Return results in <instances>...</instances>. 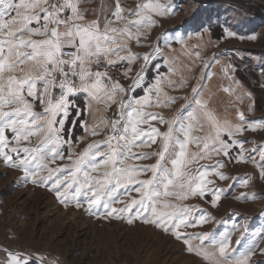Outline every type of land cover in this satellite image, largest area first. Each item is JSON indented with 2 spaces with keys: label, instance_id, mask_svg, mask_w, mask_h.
Instances as JSON below:
<instances>
[{
  "label": "snow or ice",
  "instance_id": "snow-or-ice-1",
  "mask_svg": "<svg viewBox=\"0 0 264 264\" xmlns=\"http://www.w3.org/2000/svg\"><path fill=\"white\" fill-rule=\"evenodd\" d=\"M86 2L87 0H84V3ZM37 8L43 13L42 15L27 14ZM170 9L171 5L165 6L146 0L135 10L125 12L121 0H114V10L109 8L96 19L88 20L85 18L87 9L73 0H27V2L0 0V34L5 37L0 38V157L4 161L11 162L17 170L23 171L25 181L31 179L33 184L52 190L63 204H67L69 199L75 202L77 207L82 202H86L89 212L94 211L93 206L102 207L106 217L124 219L128 224H132L135 220L143 224H151L166 234L173 235L175 239L183 241L189 253L202 257L207 264H250L249 257L255 251V244L250 246L246 253L240 256L234 255L237 247L244 240L243 234L235 241L237 247L231 245V232L225 233L220 239H216L214 233L183 235L181 228L202 226L205 222H211L213 218L202 210L192 217V213L197 211L194 208L159 212L157 206L162 197L172 196L182 200L187 195L204 196L203 185L210 181L203 177L209 172L224 168L223 163L217 161L215 165L202 166L197 172L200 177L198 182L187 183L185 177L174 183V177L183 175L182 166L198 163L206 157L211 158L213 152L222 153L231 162L252 161L260 169V176L264 178V146L247 149L244 148V144L250 141L235 139L249 129L264 127V120L249 121L243 111H238L235 124L227 120L219 123L205 110L204 115L211 122L214 134L204 138L190 137L194 122L199 119L196 111L190 110L186 115L180 113L175 119L166 120L154 113L142 112L141 108L145 105L138 98L134 103L129 100L127 104L123 100H116L117 96L122 93L126 95L130 89H125L118 80L114 79L110 75L111 71L119 62L126 61L131 64L134 60L141 59L135 53L126 57L120 56L121 52L129 51L127 45L132 40L133 31L140 33L144 29L151 28L155 23L151 14L163 15ZM132 17L138 19L133 20ZM116 21L125 22L126 26L123 29L112 27ZM33 22L37 25L35 28L30 27ZM26 35L44 38L26 39ZM225 35L231 37L237 36V33L225 30ZM239 38L255 40L256 36H239ZM177 42L182 43L183 39L179 38ZM113 57H119V60ZM150 58V55L142 57L146 62L145 68L141 70V74H138L131 88L140 86L141 76L147 75V62ZM207 67L209 66L206 65ZM124 75L127 78V72ZM204 78H208L207 72ZM156 83L159 84L160 80L157 79ZM146 88L148 92H155L159 96L158 87L148 85ZM202 89V84L199 88L192 89L190 104L204 108L201 99L198 98ZM53 90H56L55 93ZM225 91L230 89L226 88ZM101 92L104 93L103 97L99 95ZM76 97L83 100V107L77 102ZM240 99L243 100L244 97L241 96ZM145 100L149 105L152 102L150 96L145 97ZM37 102L43 107V113L40 115L31 111ZM94 102H102L109 106L115 104L118 107L116 119L110 123L109 137L102 144L90 145L81 159L75 161V168L70 172L61 168H48L45 164L46 160L54 162L64 158L58 146L64 139L61 133L67 117L73 112L75 115L72 116L69 138L64 140V143L71 142V131L77 121L85 132H90L92 135L99 134L95 128L86 127V119H80ZM174 102L171 98L167 101V103ZM6 108L12 110L6 111ZM41 120L46 121V124H40ZM150 120L167 125V131L161 133L152 125H149L147 131L138 130V124L148 123ZM203 127L201 122L200 129L202 130ZM45 128L48 134L35 148L12 147L9 151H5L10 143L5 135L6 130L11 129L13 138L20 141L27 140ZM158 138L159 151L151 154L157 157L155 165L135 169L120 167L125 159L151 158V155L144 153L131 157L128 154L134 147L156 144ZM114 139L116 144L112 143ZM209 140L212 141L211 144ZM189 143H195L197 148L203 144L204 151L192 154L191 159H185ZM105 148L109 150L107 155ZM234 149H238L235 155L232 154ZM246 152L250 154L245 156ZM257 156H259L258 161ZM101 164L105 167L111 166L112 171L105 173V179H96L94 186L87 171L83 172L82 180L78 178L77 173L82 169L91 168L95 171ZM169 164L171 167L168 166ZM42 172H47L48 175L41 177ZM148 172L151 173L150 179L137 181V187L128 188L134 176ZM188 175H191V172ZM216 175L221 180L231 179L223 172H216ZM248 180V177L238 178L241 187L247 185ZM169 186L179 187L182 191L174 194L168 191ZM120 189H123V192H120ZM131 191L140 193L141 198L132 199L130 203L119 209L113 207V204L121 202L122 197ZM223 194V189L212 190L208 202L215 207ZM248 198L246 195L241 197L244 200ZM164 207L172 206L165 204ZM236 227L234 224L233 232L236 231ZM193 240L201 243L193 245ZM261 255H264V250H261ZM5 261L6 264H32L31 257L11 251L6 253ZM40 264H43L42 259Z\"/></svg>",
  "mask_w": 264,
  "mask_h": 264
},
{
  "label": "rangeland",
  "instance_id": "rangeland-1",
  "mask_svg": "<svg viewBox=\"0 0 264 264\" xmlns=\"http://www.w3.org/2000/svg\"><path fill=\"white\" fill-rule=\"evenodd\" d=\"M79 1L82 0H73L77 3ZM145 1L121 0V4L124 3L125 6L130 7V11H133L132 9H136ZM150 1L165 6L171 5V9L163 15L151 14L155 21L154 25L138 34V39L135 36V40L130 41V47L134 50L136 47L144 46L141 51H147L152 56L160 54L165 60V66L162 68L163 78L175 73L172 72L173 69L167 60L172 51L179 50L187 59L186 56L190 51L188 46H190L196 61L190 77L182 83L181 90L173 89L172 92L167 89L172 93V100L175 102L167 103L170 98H165L164 105L155 107L158 113H163L162 116L166 120H173L180 113L186 115L187 111L194 110L198 113L199 119L194 122L190 137L208 136L205 129L208 121L203 117L202 108L195 104H187V99L195 85L199 88L202 84L204 92L211 71L215 70V74H218L223 70L224 74L236 78L239 85L241 82L250 94L251 103L246 109L254 110V97L258 114L248 112L246 118H251V121L264 120V0ZM87 2L92 3L93 0ZM40 13L42 12L37 8L27 14ZM36 26L35 22L30 25L33 28ZM225 30L234 31L237 36L228 37L225 35ZM250 35H255L256 39L239 38ZM0 38L5 37L0 34ZM179 38L183 39L182 43L177 42ZM182 44L186 45L180 49ZM211 62L213 66L206 68ZM205 72L208 74L206 79ZM133 78L136 79V76ZM205 93L208 92L205 90ZM234 105L233 103L232 106ZM210 106L213 108L212 105ZM72 116L61 133L64 139L58 146L64 158L54 162L46 160L45 164L48 168H61L70 172L75 168V161L81 159L89 146L94 145L99 139L98 135L85 132L77 121L71 131V142L64 143V140L69 138ZM80 119H85L84 115ZM201 122L204 125L202 130ZM164 127L167 131V125ZM210 134H214L212 128L209 130ZM5 135L10 141L5 151H9L12 147L19 149L36 147L35 135L20 141L13 138L11 129L6 130ZM235 139L250 141L244 144V148L247 149L264 146V127L249 129ZM208 142L212 143L210 140ZM147 150L155 153L159 148L154 147V150H151V147H134L128 155L131 157ZM203 151V144L197 148L195 143H189L185 159H191L192 154ZM236 151L238 149H234L232 154L235 155ZM249 154L244 153L245 156ZM97 159L101 158L97 157ZM258 160L259 156H257ZM217 161L223 163L225 167L216 169V172H223L231 179L221 180L216 172H209L203 177L210 181L203 185L204 196L187 195L182 200L172 196L162 197L157 211L172 212L178 208H194L197 211L192 213V217H195L198 211L202 210L213 218L211 222H205L202 226L181 228L183 235L214 233L216 239H220L225 233L231 232V245L237 247L235 241L243 234L244 240L237 247L234 255L240 256L246 253L249 247L255 244V251L249 257L250 264H264V255H261V250H264V178L260 176V169L252 161L231 162L222 153L213 152L211 158L206 157L198 163L182 166L183 175L174 177V183L185 177L187 183L198 182L200 179L197 175L198 170L205 165H215ZM156 162V156L147 162L129 158L123 160L120 167L122 169L151 167ZM168 166L171 167L170 164ZM84 171L88 172L94 186L96 179H105V173H111L112 169L111 166L105 167L103 164L95 171L91 168L82 169L77 173L81 180ZM189 172L191 175H188ZM47 175V172L40 173L41 177ZM240 177H248V184L241 187L238 182ZM150 178V172L139 173L133 177L128 188H135L138 186L137 181ZM214 189L224 190L215 207L208 202ZM119 191L123 192V189ZM168 191L175 194L182 190L179 187L169 186ZM242 195L249 198L241 199ZM140 198V193L131 191L122 197L121 202L113 204V207L119 209L130 203L132 199ZM165 204L172 207L165 208ZM93 207L94 211L89 212L86 202H82L79 207L71 199L67 204L61 203L52 190L33 184L31 179L25 181L23 171L17 170L11 162L4 161L0 157V264H6L5 256L8 251L31 257L32 264H40L41 259L43 264H207L202 257L189 253L187 245L175 239L173 235L166 234L151 224H143L139 220L128 224L124 219L106 217L102 207ZM234 224L237 227L233 232ZM192 243L198 245L201 242L193 240ZM204 243L206 244L207 241Z\"/></svg>",
  "mask_w": 264,
  "mask_h": 264
},
{
  "label": "crops",
  "instance_id": "crops-1",
  "mask_svg": "<svg viewBox=\"0 0 264 264\" xmlns=\"http://www.w3.org/2000/svg\"><path fill=\"white\" fill-rule=\"evenodd\" d=\"M89 1V0H87ZM146 2V1H145ZM151 2V1H150ZM79 4H82L83 7L87 9L86 13V19L92 20L96 19L98 16H101L102 13L107 12V9L112 8L114 10V0H93L92 3L86 2L84 3V0L79 1ZM122 8L125 10V12H131L130 7L125 6L124 3L121 4ZM135 10V9H132ZM43 13H40L42 15ZM132 19H138L137 17H132ZM43 22H41L42 24ZM125 22L116 21L113 23L112 27H117L123 29L125 27ZM145 30V29H144ZM140 33H136L133 31L132 40H135V36H137ZM26 39L31 38L35 40L43 39L44 37L41 36H27ZM186 44H182L180 46V49ZM129 48V51L121 52L120 56H129L132 53H135L137 56L141 57V59L134 60L131 64H128L126 61L119 62L114 68L110 75L118 80L125 89H130L127 94H120L116 97L117 101L123 100L125 104L128 103L129 100H132L134 103L135 99H140L144 102V107L141 108V111L145 114L147 113H158V111L155 109L156 105H164L165 104V98H172V93L168 91L167 89L171 90L173 92V89H182V83L186 81L190 74L192 73V67L195 64V59L193 55V50L190 46V51L188 52V55L186 58H184L183 54H180L179 50L172 51V53L169 55L167 60L170 62V67L173 69L171 75H169L168 78L162 77V68H164L165 60L162 59V56L160 54L150 55L147 51L143 52L141 51V48L144 46L136 47L134 50L132 47H130V43L127 45ZM192 50V51H191ZM192 53V55H191ZM195 53V50H194ZM150 55V61L147 62V75L141 76V84L140 86L136 88H131V85L133 82L137 79L138 74H141V70L145 68L146 62L142 59L143 56ZM115 60H119V57H113ZM167 61V62H168ZM169 64V63H168ZM154 65V67H153ZM208 68H211L213 66V63L208 64ZM127 72V78H125L124 73ZM223 70L215 74V70L211 71V74L209 76L208 80V86H206V92L202 91V96H200L199 99H201L204 108H202L203 111V117L205 120L208 121V124L206 125L205 129L207 131V135H209V130H211L212 125L211 122L208 120V117L204 115V111L206 110L208 113L211 114V117L213 120L223 123L224 120H227L230 123L235 124L237 122V113L238 111H243L245 115L248 116L249 113H256L258 114V108L255 107V100L253 97V105L254 110L252 108H247V105L251 103V97L250 94L245 90L244 85L240 82V85L238 84V80L234 78L233 76L224 74ZM136 76V79L133 78ZM149 76V77H148ZM157 79L160 80V83L157 84ZM153 85L155 87H158L160 90L159 96L155 92H148L146 86ZM221 86V88H220ZM196 87V85H195ZM233 87V88H232ZM230 89V91H225V89ZM175 93V92H174ZM101 97H103L104 93L101 92L99 94ZM151 97L152 102L149 105L148 102L145 100V97ZM243 96L244 99L241 100L240 97ZM182 99V97H180ZM192 98V92L189 95V98L187 99V104L191 101ZM31 100V98H28ZM77 102L81 104V107L84 106V102L80 97H76ZM176 100L178 98H175ZM235 104L232 106V104ZM190 104V103H189ZM212 105L213 108L210 106ZM163 107V106H162ZM155 109V110H154ZM163 109V108H162ZM118 107L115 104H112L111 106L105 104V103H97L94 102L90 108L85 112L84 118L87 121L86 127L88 129L95 128L99 139L97 140V143L104 142L108 137L109 133H111L110 123L112 120L116 119ZM130 110V109H129ZM31 111L37 115H40L43 113V107L39 106L38 102L34 104ZM75 115V113L73 112ZM72 114V115H73ZM72 115H69L67 117V120L64 124V127L68 123L69 119ZM158 117H163V113L156 114ZM255 117V116H251ZM59 117H56L58 119ZM164 118V117H163ZM30 119V117H29ZM247 120L251 121V118H246ZM255 121H260L259 119ZM40 124H46V121L41 120L39 121ZM149 125L155 126L158 128V130L163 133L165 132L164 125L158 124L156 120H150L148 123H143L137 125V128L139 131H147L149 128ZM35 127V126H33ZM47 129L45 128L43 131L37 132L35 134L36 137V146L46 138L47 136ZM109 134V135H108ZM211 141V140H210ZM113 144H116L115 139L112 141ZM159 138L157 140L156 144L148 145L145 144L142 148H149L151 147V150H154V147L159 148ZM108 149L105 148L106 155L108 154ZM144 154H154V151H142ZM135 155V154H134ZM155 157V155H151V158ZM150 159V158H149ZM149 159H143V161H149Z\"/></svg>",
  "mask_w": 264,
  "mask_h": 264
},
{
  "label": "built area",
  "instance_id": "built-area-1",
  "mask_svg": "<svg viewBox=\"0 0 264 264\" xmlns=\"http://www.w3.org/2000/svg\"><path fill=\"white\" fill-rule=\"evenodd\" d=\"M56 90H53V92L55 93Z\"/></svg>",
  "mask_w": 264,
  "mask_h": 264
}]
</instances>
